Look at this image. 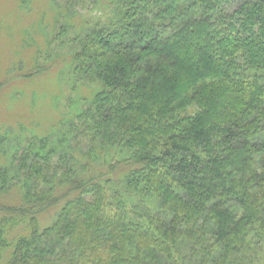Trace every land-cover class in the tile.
Segmentation results:
<instances>
[{"label":"trees","instance_id":"obj_1","mask_svg":"<svg viewBox=\"0 0 264 264\" xmlns=\"http://www.w3.org/2000/svg\"><path fill=\"white\" fill-rule=\"evenodd\" d=\"M92 2L112 15L85 32L67 20L82 38L65 68L98 87L81 84L88 98L77 93L46 135L22 145L0 134V255L6 264H240L252 249L255 260L264 254V9Z\"/></svg>","mask_w":264,"mask_h":264},{"label":"rangeland","instance_id":"obj_2","mask_svg":"<svg viewBox=\"0 0 264 264\" xmlns=\"http://www.w3.org/2000/svg\"><path fill=\"white\" fill-rule=\"evenodd\" d=\"M55 1L57 9L52 6L53 0H0V134L8 131L6 139H21L22 145L35 135L45 134L62 114L70 113L73 102L80 100L77 93L88 98L90 91L81 84L98 87L94 78L65 68L67 54L80 50L77 45L82 38L67 20L82 26L84 32L98 30L107 23L112 8L101 11L92 0ZM249 3L264 9V0ZM163 49L184 54V48L176 49L165 42ZM70 179L76 178L72 175ZM3 196L17 200L11 191ZM50 221L40 218L41 226H48ZM261 254L258 251L252 260L253 250H245L240 264H264ZM4 258L0 255V264H6Z\"/></svg>","mask_w":264,"mask_h":264}]
</instances>
